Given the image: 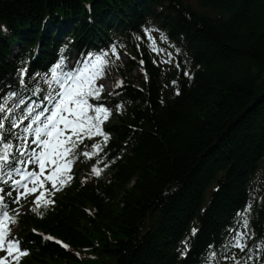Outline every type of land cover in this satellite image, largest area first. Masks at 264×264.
Instances as JSON below:
<instances>
[{"label": "trees", "instance_id": "trees-1", "mask_svg": "<svg viewBox=\"0 0 264 264\" xmlns=\"http://www.w3.org/2000/svg\"><path fill=\"white\" fill-rule=\"evenodd\" d=\"M197 1L0 0V99L41 85L37 74L75 46L128 52L127 63L110 64L123 83L103 97L113 99L103 144L111 162L96 176V157L81 156L87 179L48 211L19 216L29 249L20 264H199L212 248L224 255L209 264H264V0ZM151 24L188 53L174 52L164 76L147 48ZM141 61L147 79L137 85ZM251 170L259 183L248 184ZM238 231L245 250L223 259Z\"/></svg>", "mask_w": 264, "mask_h": 264}, {"label": "snow or ice", "instance_id": "snow-or-ice-1", "mask_svg": "<svg viewBox=\"0 0 264 264\" xmlns=\"http://www.w3.org/2000/svg\"><path fill=\"white\" fill-rule=\"evenodd\" d=\"M145 32L155 45V38L149 30L145 29ZM161 38L167 39L163 33ZM153 51L159 52L163 49L157 46ZM179 51L180 49L176 48V52ZM119 56L120 53L113 45L108 50L88 53L87 59L78 64L69 65L67 60L61 57L50 72L42 77L48 85L49 95L42 98L39 104L44 105L47 102L51 107L37 109L25 105L26 112L21 110L19 115H15L16 109L10 107L8 101L24 104L22 98L15 99L20 97L18 90L10 91L7 99L0 102V249L6 253L0 256V264H10L9 258L15 261L28 251L20 247L18 239L10 237V224L15 222L16 215L9 208V199L6 197L19 208L21 198L35 194L32 206L46 207L54 203L50 198L51 194L71 180L73 162L78 157H96L92 165V174L96 176H100L102 169L111 162L109 160L104 163L103 144L107 142L109 133L104 131L102 125L111 114L112 108L106 103L96 102L105 87L96 81L105 75L106 66L113 63V58L118 59ZM26 75L27 69L22 66L19 70V83L25 87ZM176 91L179 93V88ZM93 97L96 100H93ZM122 107L121 102L117 104L116 109L120 110ZM93 137L101 139L93 142ZM86 139L87 144L84 143ZM243 224L247 226V219L243 220ZM244 238L245 233L238 231L224 247L235 246L243 249ZM64 246L68 247L67 244ZM216 256L215 249H210L204 264H209V260H214Z\"/></svg>", "mask_w": 264, "mask_h": 264}, {"label": "bare ground", "instance_id": "bare-ground-1", "mask_svg": "<svg viewBox=\"0 0 264 264\" xmlns=\"http://www.w3.org/2000/svg\"><path fill=\"white\" fill-rule=\"evenodd\" d=\"M186 1V0H185ZM189 1H191L192 3H194L195 5H197V6H199L198 5V1L197 0H189ZM191 4V3H190ZM192 5V4H191ZM165 6L166 5H164L163 6V10H165L164 8H165ZM87 7H89L91 10H92V7H91V4L90 5H87ZM143 8V7H142ZM141 8V11H143L144 13H147L146 14V16H148L149 18H148V21L149 20H151V18H157V14H149L150 12L148 11V9H142ZM90 11V10H89ZM158 13V12H157ZM201 13V12H200ZM48 26V25H47ZM49 28V27H48ZM149 29L150 30H152V31H154V32H156V33H159V34H161L162 32H164V31H162V29H160L159 27H157L156 25H153V24H151L150 26H149ZM159 34H157V35H159ZM166 36V35H165ZM159 37H160V35H159ZM167 37V36H166ZM161 38V37H160ZM161 40H163V41H165L166 40V43H164L163 44V46H162V43L161 42H159L158 41V43H161L160 45H161V48H173L172 49V54L174 55V57H172V58H168V59H164V60H161V61H167L166 62V65L164 64V62H159V64L160 65H162V67L163 66H167V68L169 69L170 67H171V70H174V69H176V66H175V63H177V60H178V57L177 56H175V54H174V52H176V50L174 49V47H175V42L172 40V38H169V37H167V39H162L161 38ZM173 45H174V47H173ZM82 48H84L85 50L84 51H87V52H90V51H92L91 50V47H89L88 45H85V47H82ZM82 48H80L79 46H78V50H76L77 49V47L75 46V47H73V49H72V52H73V54L77 57V58H80V59H82V57L83 56H86L85 54H86V52H82ZM176 48H179L180 49V51L178 52L180 55H182L183 57H185L184 59H186V55L188 54L186 51H184V49H183V47H181V46H177ZM169 51V50H168ZM166 54H169V53H164V55H166ZM156 59V58H155ZM175 71V70H174ZM145 73V74H144ZM144 73H142V77H143V79H144V76L145 75H147V72H146V70L144 71ZM109 97V96H108ZM107 100V98L105 99V100H103V101H101V102H98V103H104L105 101ZM111 104H113V99H112V102H109V105L108 106H110L111 107ZM78 163V162H77ZM82 164V163H81ZM75 168H77L76 166H75ZM250 173L252 174V176L253 177H251V180H250V183H248V184H251V183H259L260 181L258 180L259 179V170H251L250 171ZM256 173V174H255ZM262 183V182H261ZM63 188H66L65 186H62ZM60 197V196H59ZM49 206V208L51 207L50 205H48ZM44 209H46L45 207H43ZM240 215V213H237V215ZM222 241H227V240H224V239H222ZM224 244H227V242H223ZM243 243H244V245H246L247 243H245L244 241H243ZM179 246H176L175 248H178ZM190 248H193V247H190ZM237 248V247H236ZM216 250V249H215ZM179 251H181L182 252V249L181 248H178V249H175V252H179ZM228 251H229V248H226L225 249V253H228ZM256 251H258V250H256ZM256 251H253V252H251V254L253 255V257H255L256 256ZM209 252H210V250H207V251H204V252H202L203 254L200 256V258L196 261V263H199V264H204V261H205V259H207L208 257H209ZM183 253V252H182ZM224 254L222 253V252H218V254H217V256L218 257H220V256H223ZM216 256V258H218ZM215 258V259H216ZM260 258H262L263 260H264V252L262 253V254H260V256H259V258L258 259H260ZM210 261V260H209ZM218 261V260H217ZM216 262V261H215ZM195 264V263H194Z\"/></svg>", "mask_w": 264, "mask_h": 264}, {"label": "rangeland", "instance_id": "rangeland-1", "mask_svg": "<svg viewBox=\"0 0 264 264\" xmlns=\"http://www.w3.org/2000/svg\"><path fill=\"white\" fill-rule=\"evenodd\" d=\"M186 1L189 2V3H191L193 7H196L197 9H199V7L197 5H195L194 3H192L191 1H189V0H186ZM151 36L155 38V41H156L157 38H160L161 37V36L159 37V35H157V33H151ZM164 43H166V40L163 41L162 46H163ZM157 44L160 45L161 43L159 44V43L156 42L155 45H153V43H152L151 44V48H150V51L151 52H154L156 54L157 58H159V56H160V59L161 60H164V59H168V58H172L173 57V54H171V55H169V54L164 55L163 54V53H167V51L170 50L171 48H167V49L166 48L165 49L164 48H161V49H163V51H159V52L153 51V48L154 47H157ZM15 49H16V47H15ZM118 59H120V63L121 64L125 63L126 62V54L125 53H120V56H119ZM162 62H164V64L166 65V62L167 61H162ZM161 68L163 69V74H165V73H167V72H169L171 70V67L168 69L167 66H163L162 67V65H161ZM106 73H107L108 78L107 79H102V80L100 79V80H98L97 83L98 84H103L105 86L104 87V90L106 92H110L112 90V84H111L110 76L112 77V74L113 73L110 72L109 70H107ZM139 75H140V71H138V70H134V72L132 73V76L134 78H136V79L139 78ZM113 79L115 80L116 77L113 76Z\"/></svg>", "mask_w": 264, "mask_h": 264}]
</instances>
